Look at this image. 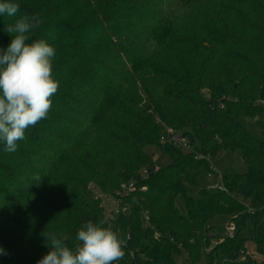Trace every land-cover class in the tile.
Wrapping results in <instances>:
<instances>
[{"label": "trees", "instance_id": "1", "mask_svg": "<svg viewBox=\"0 0 264 264\" xmlns=\"http://www.w3.org/2000/svg\"><path fill=\"white\" fill-rule=\"evenodd\" d=\"M18 3L14 16H0V47L8 25L38 15L32 38L54 46L58 88L15 152L0 145V264H36L48 233L73 247L88 221L124 238L118 264H175L181 251L192 264L201 252L204 264H264V132L255 137L238 120L264 115V0ZM166 128L191 150L160 142ZM147 146L169 164L158 167ZM222 151L240 155L247 171L188 196L210 171L195 156L214 162ZM130 182L135 190L116 196ZM109 198L128 214L105 213ZM218 217L228 218L225 237L214 234ZM248 230L261 262L241 258ZM211 238L219 240L209 248Z\"/></svg>", "mask_w": 264, "mask_h": 264}, {"label": "clouds", "instance_id": "2", "mask_svg": "<svg viewBox=\"0 0 264 264\" xmlns=\"http://www.w3.org/2000/svg\"><path fill=\"white\" fill-rule=\"evenodd\" d=\"M18 8V0H0V16H14ZM40 23L36 14L21 16L4 29L11 39L0 47V145L8 153L16 151L27 128L46 118L58 88L54 46L43 37L32 38ZM75 240L69 247L63 236L46 234L48 251L36 264H118L124 256V238L100 223L85 222ZM5 254L0 246V255Z\"/></svg>", "mask_w": 264, "mask_h": 264}, {"label": "rangeland", "instance_id": "3", "mask_svg": "<svg viewBox=\"0 0 264 264\" xmlns=\"http://www.w3.org/2000/svg\"><path fill=\"white\" fill-rule=\"evenodd\" d=\"M239 122L249 131V133L255 137H262V133L264 132V115H259L255 118H247V117H240ZM190 146V145H189ZM191 150V147H190ZM189 150V151H190ZM145 152L148 153L154 162H156L158 167H166L169 164V157L167 155H162L160 150L153 146L145 147ZM213 166H215L217 173H211L208 171H203L197 177V184L188 186L186 190V194L193 198H198L201 194L200 190L203 192L211 193L216 191V188L221 185L220 175L225 174L227 172H236L242 173L247 171V165L243 161L240 155L228 151H222L218 153L215 157L214 162L211 161ZM210 186H215V189H211ZM105 208L104 212L108 213L111 212L115 208V204L112 201H105ZM175 205L178 208L179 212L186 216L187 210L185 205V197L183 194H179L175 199ZM121 214H128V210L124 208L122 205L119 206ZM264 215V210L258 212V216L261 217ZM227 217H218L213 221L215 225L214 234L220 235V237H225L227 234ZM252 232L248 230V233L245 234L244 241V248L245 251L242 255L247 256L250 255L251 257L256 259V261L261 262L263 257L257 256L255 252V244L253 243L252 239ZM219 239L211 238L209 240V248L214 246ZM208 249V248H207ZM174 262L175 264H192L190 261H187V255L184 251L177 253L174 255ZM205 258L204 253L201 252L198 260L195 264H204Z\"/></svg>", "mask_w": 264, "mask_h": 264}, {"label": "built area", "instance_id": "4", "mask_svg": "<svg viewBox=\"0 0 264 264\" xmlns=\"http://www.w3.org/2000/svg\"><path fill=\"white\" fill-rule=\"evenodd\" d=\"M160 142H167V143H171L174 147H179L182 149H185L187 151L190 150V146L187 142V140L181 136H179V134H177L172 128H166L165 132L162 134V136L160 137ZM199 157L201 159L206 160L209 165H210V174L211 173H217L215 166H213V164L210 161V158L206 155H197L195 156ZM221 180V178H220ZM211 188L215 189V186H210ZM218 189H223L222 185H220V187L218 186L216 188ZM135 190V186L133 183H128V184H122L120 187V190L116 193V196H121L123 195L126 191H132ZM141 190H144L143 188H141ZM109 201L115 204V208L110 212V216H116L118 214L121 213L119 206L120 204V200L119 199H110ZM249 212L252 213L253 211L251 209H249ZM145 220L147 221V218L145 217ZM228 229L230 230V233L228 235H232L234 227L233 226H229ZM180 246V244H179Z\"/></svg>", "mask_w": 264, "mask_h": 264}, {"label": "water", "instance_id": "5", "mask_svg": "<svg viewBox=\"0 0 264 264\" xmlns=\"http://www.w3.org/2000/svg\"><path fill=\"white\" fill-rule=\"evenodd\" d=\"M137 179H140V177H139V176H137Z\"/></svg>", "mask_w": 264, "mask_h": 264}]
</instances>
